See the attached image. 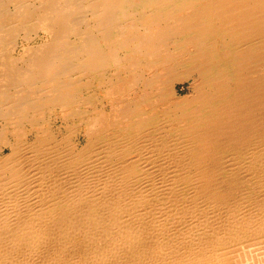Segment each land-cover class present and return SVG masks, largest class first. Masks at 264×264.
<instances>
[{
	"label": "bare ground",
	"instance_id": "1",
	"mask_svg": "<svg viewBox=\"0 0 264 264\" xmlns=\"http://www.w3.org/2000/svg\"><path fill=\"white\" fill-rule=\"evenodd\" d=\"M0 264H264V0H0Z\"/></svg>",
	"mask_w": 264,
	"mask_h": 264
},
{
	"label": "rangeland",
	"instance_id": "2",
	"mask_svg": "<svg viewBox=\"0 0 264 264\" xmlns=\"http://www.w3.org/2000/svg\"><path fill=\"white\" fill-rule=\"evenodd\" d=\"M187 92V89H184V91H182L181 93Z\"/></svg>",
	"mask_w": 264,
	"mask_h": 264
}]
</instances>
